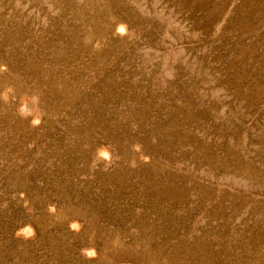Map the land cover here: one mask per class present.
<instances>
[{"label": "rangeland", "instance_id": "rangeland-1", "mask_svg": "<svg viewBox=\"0 0 264 264\" xmlns=\"http://www.w3.org/2000/svg\"><path fill=\"white\" fill-rule=\"evenodd\" d=\"M0 264H264V0H0Z\"/></svg>", "mask_w": 264, "mask_h": 264}]
</instances>
